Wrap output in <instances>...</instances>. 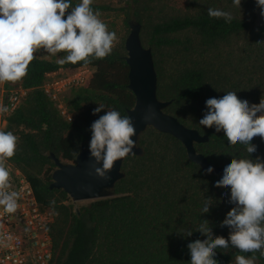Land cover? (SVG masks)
<instances>
[{"label": "trees", "instance_id": "16d2710c", "mask_svg": "<svg viewBox=\"0 0 264 264\" xmlns=\"http://www.w3.org/2000/svg\"><path fill=\"white\" fill-rule=\"evenodd\" d=\"M77 3L72 0L73 6ZM92 7L99 13L115 10L94 2ZM210 7L231 12L232 21L210 18ZM120 10L125 32L105 59L87 66L59 65L35 55L27 76L8 82L27 92L8 121L6 131L19 138L9 161L31 184L41 210L53 215L49 264H190L188 243L206 239L197 231L201 222L209 221L213 238L229 235L221 223L234 207L228 202L230 189L215 187L223 173L207 174L190 161L179 140L151 127L140 137L144 154L124 160L125 177L115 185V196L76 209L64 191L49 187L55 169L50 154L75 162L81 147H89L92 123L105 114L93 115L96 107L123 116L135 104L125 49L130 19L141 24L143 45L152 49L158 98L172 101L165 112L209 137L195 144L197 151L223 169L232 158L248 157L244 145H229L222 131L203 127L199 120L208 111L207 99L226 90L237 92L249 105L264 96V24L256 25L261 11L256 0H241L240 8L233 0H129ZM80 69L91 76L68 90L67 97V92L60 96L73 116L68 121L43 85ZM252 143L257 152L250 158L264 160V140L254 137ZM205 199L212 200L207 213L202 211ZM187 230L192 236L184 234ZM237 254L231 247L217 249L214 259L235 264ZM255 255L256 264H264V257Z\"/></svg>", "mask_w": 264, "mask_h": 264}, {"label": "clouds", "instance_id": "9594fccd", "mask_svg": "<svg viewBox=\"0 0 264 264\" xmlns=\"http://www.w3.org/2000/svg\"><path fill=\"white\" fill-rule=\"evenodd\" d=\"M256 3L264 16V0ZM92 4L93 0H79L75 6L72 0H0V83L26 77L38 50L49 56L63 53L56 60L59 65L83 62L87 66L111 55L118 37L109 31ZM233 4L240 8L241 0H233ZM207 14L228 23L233 19L231 12L219 8L210 7ZM206 107L208 111L199 124L214 127L218 133L222 131L229 145H244L248 157L232 158L224 167L222 178L215 183L217 188L230 189L228 202L234 205L221 223V227L230 230L228 237L213 238L209 221L201 222L197 231L206 239L188 243L190 264H218L214 259L217 249L229 247L240 253L235 256V264H256V253L264 257V160L250 157L257 152L253 138L264 140V96L259 104L249 105L237 92L226 90L219 98L207 99ZM101 111L105 114L91 125L89 151L96 164L102 163V167L92 165L95 175L107 181L117 161L135 155L133 149L137 146L132 137L136 129L132 117L122 116L114 109L105 111L103 105L92 114ZM7 112V107L0 106V113ZM18 140L12 131H0V205L9 213L16 211L20 197L18 191H8L12 186L6 167L17 152ZM14 169L26 179L15 166ZM212 171V167L206 170L207 174ZM211 205L212 200L205 199L203 213L209 212ZM184 234L190 237L192 231Z\"/></svg>", "mask_w": 264, "mask_h": 264}, {"label": "water", "instance_id": "95a60500", "mask_svg": "<svg viewBox=\"0 0 264 264\" xmlns=\"http://www.w3.org/2000/svg\"><path fill=\"white\" fill-rule=\"evenodd\" d=\"M128 25L129 33L125 39L126 63L129 68L128 88L135 96V104L127 110V115L132 117L136 129V135L132 137L137 146L133 149L134 156L144 154L139 143L140 137L151 127L179 140L185 147L190 161L197 164L204 172L212 167L211 174L223 173L222 167L211 163L195 148V144L208 142L209 137L185 126L176 117L165 112L172 101H163L158 98V77L152 49L143 45L141 24L130 19ZM146 116L149 119L145 120ZM50 159L55 164L50 189L64 191L73 202L111 198L115 196V185L125 177L123 171L125 159L115 163L112 171L108 173L109 180L105 181L97 177L92 165L102 167V163L96 164L91 157L89 147L85 146L81 147L74 163L63 162L53 154H50Z\"/></svg>", "mask_w": 264, "mask_h": 264}, {"label": "built area", "instance_id": "2783aa9c", "mask_svg": "<svg viewBox=\"0 0 264 264\" xmlns=\"http://www.w3.org/2000/svg\"><path fill=\"white\" fill-rule=\"evenodd\" d=\"M89 77L90 72L80 69L43 85L44 90L58 102L61 115L68 121H72L73 116L60 101V96L84 84ZM26 94L22 86L0 83V106L8 108L7 113H0V131L7 130L9 118L22 105ZM6 167L12 186L8 191H18L20 197L15 212L9 213L0 205V264H49L53 258L50 235L53 215L50 211L41 210L30 183L14 169L13 163L8 161Z\"/></svg>", "mask_w": 264, "mask_h": 264}, {"label": "rangeland", "instance_id": "374dc122", "mask_svg": "<svg viewBox=\"0 0 264 264\" xmlns=\"http://www.w3.org/2000/svg\"><path fill=\"white\" fill-rule=\"evenodd\" d=\"M94 3L100 4V5H109L110 7L114 8V11L111 12H103L100 13V19L107 24L109 31H114L118 37V40L115 42L121 40L122 36L124 35V27H123V11L120 10L121 7H126L127 3H129V0H93ZM261 11L257 12L256 14V25H262L264 24V16H261ZM36 55L45 60L49 61H56L58 57L63 56V53H59L56 56H49L47 53H45L43 50H38ZM92 72H90L91 76ZM68 96V92L66 93V97ZM93 200H84V201H78L73 202L70 199V202L74 203L75 208L79 209L84 206H88Z\"/></svg>", "mask_w": 264, "mask_h": 264}]
</instances>
